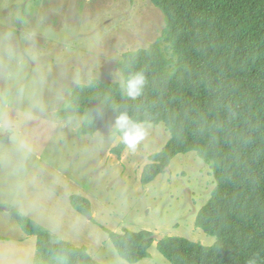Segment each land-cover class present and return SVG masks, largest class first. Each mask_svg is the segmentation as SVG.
I'll return each mask as SVG.
<instances>
[{"label": "rangeland", "instance_id": "374dc122", "mask_svg": "<svg viewBox=\"0 0 264 264\" xmlns=\"http://www.w3.org/2000/svg\"><path fill=\"white\" fill-rule=\"evenodd\" d=\"M165 27L151 0H0V264H61L38 253L19 214L86 247L101 264H131L106 229L216 243L196 226L216 187L196 152L178 155L151 184L141 183L150 156L171 139L163 123H144L148 135L136 151L118 156L112 126L80 137L83 116H57L76 85L121 84L124 54L150 47ZM73 195L90 200V217L74 209ZM150 254L136 264H171L157 242Z\"/></svg>", "mask_w": 264, "mask_h": 264}, {"label": "trees", "instance_id": "16d2710c", "mask_svg": "<svg viewBox=\"0 0 264 264\" xmlns=\"http://www.w3.org/2000/svg\"><path fill=\"white\" fill-rule=\"evenodd\" d=\"M165 16L162 37L150 47L124 54L126 78L143 71L144 95L127 100L120 83L95 79L78 85L60 119L83 116L80 137L112 126L121 112L138 122L163 123L171 134L150 156L141 183L151 184L181 154L196 152L213 172L216 187L199 211L196 226L217 239L205 246L182 237L143 230L106 229L119 256L136 264L158 251L171 264H264V0H151ZM102 110L103 115H98ZM126 150L121 141L112 152ZM74 209L92 215L88 198L73 195ZM24 233L36 236L42 256L61 264H101L77 247L19 214Z\"/></svg>", "mask_w": 264, "mask_h": 264}, {"label": "clouds", "instance_id": "9594fccd", "mask_svg": "<svg viewBox=\"0 0 264 264\" xmlns=\"http://www.w3.org/2000/svg\"><path fill=\"white\" fill-rule=\"evenodd\" d=\"M148 86V80L143 71H133L124 78L120 84L121 94L127 100L135 101L144 95ZM98 115H103L98 110ZM115 128L120 133V141L127 150L135 152L138 144L148 135V129L142 122L133 120L127 112H121L115 118ZM249 264H256V259L249 261Z\"/></svg>", "mask_w": 264, "mask_h": 264}, {"label": "water", "instance_id": "95a60500", "mask_svg": "<svg viewBox=\"0 0 264 264\" xmlns=\"http://www.w3.org/2000/svg\"><path fill=\"white\" fill-rule=\"evenodd\" d=\"M76 87H77V85H76ZM160 238V240L163 238V237H159Z\"/></svg>", "mask_w": 264, "mask_h": 264}]
</instances>
